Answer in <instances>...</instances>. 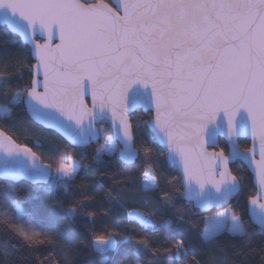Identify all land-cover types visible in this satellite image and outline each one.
I'll use <instances>...</instances> for the list:
<instances>
[{"label":"snow or ice","instance_id":"6c2138e0","mask_svg":"<svg viewBox=\"0 0 264 264\" xmlns=\"http://www.w3.org/2000/svg\"><path fill=\"white\" fill-rule=\"evenodd\" d=\"M112 3L115 8L106 0H0V29L29 46V55L37 61L30 67L24 65L21 56L11 51L17 40L3 41L0 120L11 119L13 109L24 105L35 119L58 129L74 147L85 148L103 138L95 149L94 162L118 154L125 164L133 165L142 158L138 185L132 179L124 182L134 190L125 188L108 197L117 204L128 196L139 199L142 208L129 209L126 216L129 224L139 225L144 232L155 231V217L174 208L167 189L179 186L183 199L201 211L224 208L202 221L199 239L207 251L215 252V243L224 234L246 243L256 235L264 236V0ZM55 39L59 43L53 47ZM22 70L31 72V81L14 85V80L22 78ZM88 96L91 107L85 103ZM137 107L153 113L143 121L148 140L139 145L141 122L134 126L130 120ZM105 131L109 134L104 135ZM221 135L228 139V155L223 150L208 153L205 145H215ZM241 136H251V148H240L236 141ZM34 147L43 145L37 141ZM50 151L53 155L38 154L0 129V179L27 178L35 185H47L43 191L51 193L67 191L82 167L87 174L88 165L66 149L56 145ZM85 155L80 153L82 159ZM161 158L178 175L165 177L158 172ZM235 161L254 166L258 188L257 195L249 197V221L231 206L242 191V177L227 167ZM9 191L7 186L0 191V200H7ZM91 199L84 196L71 206L65 213L66 222L54 219L51 236L37 233L28 211L12 200V222L0 241L3 264H9V256L21 246L32 248L38 236L43 237L38 245L46 241L54 251L67 254L75 238L70 225ZM95 215L87 213L90 221ZM175 216L177 229L170 234L173 241L163 249V256L141 239L130 253H124L123 261L155 264L166 256L165 264H189L185 242L177 236L179 230H188L184 224L191 221L182 208H175ZM253 225L258 231L250 230ZM130 234L128 224L122 230L94 232L88 245L95 257L92 264H117L110 254L118 250V238ZM149 252L153 259L145 261ZM255 254L264 264V247ZM65 260L71 264L67 256ZM210 261L223 264L215 255ZM53 264L62 262L53 260ZM194 264L200 262L194 259Z\"/></svg>","mask_w":264,"mask_h":264},{"label":"trees","instance_id":"16d2710c","mask_svg":"<svg viewBox=\"0 0 264 264\" xmlns=\"http://www.w3.org/2000/svg\"><path fill=\"white\" fill-rule=\"evenodd\" d=\"M10 38L17 40L15 47L11 51L21 56L24 65L29 67L33 65L27 47L21 44L16 37H10V35L5 34L3 29H0V47L3 46L4 40ZM30 81L31 72L29 70H22V78H17V80L13 81V84L19 83L23 86ZM2 102V98H0V103ZM130 120L134 126L138 120L141 122L137 134V144L139 145L142 140L146 143L149 133L144 127L143 121L150 120V114L135 111L130 115ZM99 127L100 124L98 125ZM104 127L108 129L107 124ZM25 128L29 129L27 133L24 131ZM0 129H3L7 135L12 136L17 143H24L29 147H33V150L37 151L38 154L43 153L44 156L53 155L50 149L52 146L58 145L61 149H66L75 159L81 160L82 165H88L87 174H85V170L82 167L80 173L67 191L57 190L46 193L43 191V188L47 185L31 186L24 182L12 184L0 181V191L6 186L10 188L8 199L0 200V241L6 238L4 232L7 230L8 224L12 222L11 217L14 215L13 206L11 205L12 200L19 201L28 211L32 227L37 233L51 236L55 234L53 227L54 219L65 220L66 222L65 213L71 206L77 204L78 201H82L84 196L92 198L91 201L85 202L86 207L83 209V212L78 214L70 225L75 238L72 240L67 254L61 252L59 249L54 251L52 246L48 245L46 241L43 245H38L37 241L43 238L42 236H38L37 240L33 242L34 246L32 248L21 246L19 251L10 255L8 258L9 264H43L45 261H47V264H53V260L67 264L65 256H67V261H70L71 264H92L95 257L88 247L92 234L94 232L98 234L111 228L122 230L125 224H128L131 234L118 238V250L110 254L113 261H116L117 264H129L128 261H123V255L126 251L130 253L137 246L136 241L141 239H146L151 247L158 250L163 256V249L169 247L173 241V237L170 234L174 229H177L175 208L184 209L185 215L188 216L191 224L197 225L195 228H192L190 223H185L184 228L188 230H179V235L177 236V238H182L185 242L188 250L187 260L189 264H194V259L198 260L200 264H212L210 257L213 255L217 259H222L223 264H261V256L255 253L264 247V236L262 235H256L250 243H246L224 234L216 241L215 252L207 251L206 246L199 239V231L203 228V219L215 214V212L202 215L193 210L190 204H186L182 200L180 194L182 189L179 186L167 189L172 195L174 208L170 207L163 215L158 214L155 217L153 221L155 231L149 230L144 232L140 230L139 225L129 224L126 212L132 208H142L140 200H134L131 196H128L119 204L116 202L110 203L108 193H111L113 197L117 196L120 191L127 188V184L124 182L128 179L136 181L138 185L140 172L144 167L142 158L130 166L122 165L116 155L111 157L105 156L102 158V161L94 162L95 149L103 142V138L99 139L95 145H91L85 149H73L57 135L44 131L31 122L23 110V105H19L13 109L11 119L0 120ZM108 134L109 132L105 131L104 135ZM37 141L43 145L42 148L37 149L34 147ZM237 144L241 149L248 148V142L245 140H239ZM217 149L220 152L223 150V154L226 153V145L223 141L218 140ZM80 153H85V158L82 159ZM162 161L163 158H161V162L158 164V172L163 173L165 177L178 175L177 171L168 168ZM44 163H48V160L44 159ZM229 170L233 175L242 177V191L231 201V206L237 209L245 221H249L246 214V204L249 201V197L255 194L251 178L239 163L230 166ZM127 190L128 192H132L134 189L127 188ZM156 198L159 200V194H157ZM88 212L96 214L94 220H89L87 216ZM106 212L108 213L107 215H105ZM5 213H7V217L4 216ZM133 228H135V231H131ZM250 230L258 231L254 226ZM221 250H223L222 256ZM50 253L52 255L51 259H49ZM237 253H240V255L237 256ZM143 259L145 261L153 259L152 253L149 252ZM166 259V256L163 259H156L155 264H165ZM0 264H3L2 258H0Z\"/></svg>","mask_w":264,"mask_h":264},{"label":"water","instance_id":"95a60500","mask_svg":"<svg viewBox=\"0 0 264 264\" xmlns=\"http://www.w3.org/2000/svg\"><path fill=\"white\" fill-rule=\"evenodd\" d=\"M106 2H107V3H110L111 6H112L113 8L116 7V5H115L114 3H112V0H106ZM16 38L19 40L18 37H16ZM45 39H46V37H45ZM19 42H20V41H19ZM39 42L43 43L44 41H43V40H40ZM20 43L23 44L24 46H26L27 49H28V51H29V46H27L26 44H24V43H22V42H20ZM58 43H59V40H58V39H55V40L53 41V47H55V45L58 44ZM29 56H30V55H29ZM30 59H31V61H32L33 64H35V63L37 62V61H36L33 57H31V56H30ZM31 79H32V75H31ZM41 79H42V77H41ZM39 90H40V91H43L42 88H40ZM85 103H86L89 107H91V103H92V101H91V96H88V97L86 98ZM23 110H24L26 116L28 117V119H29L31 122H33L35 125H37L38 127H40L42 130H44V131H49V132H52L53 134L57 135L61 140H63V141L69 146V147H71V148H73V149H78V150L85 149V148H87V147H89V146H91V145H95V144L99 141V140H98V141H95V142H93V143H90V144H89L87 147H85V148L74 147V146L72 145V143H71V142H70V141H69V140H68V139H67V138H66V137H65V136H64V135L58 130V129H55V128L51 127L47 122H42V121H40V120L35 119V118L32 116V114H31L30 112L27 111V109H26V107H25L24 105H23ZM53 111H54V110H53ZM135 111H141L143 114L149 113V114H150V119L152 118V115H153V113H152L151 111H147V110L144 109L143 107H137L135 110L132 111L131 114H133ZM131 114H130V115H131ZM57 115H58V113H57ZM106 124H107V123H106ZM98 125H99V124H97L96 127H98ZM107 127H109L108 124H107ZM147 131H148V129H147ZM218 140L223 141L224 144L226 145V153H225L224 155L227 156V155H228V152H229V144H228V139H227V137L221 135V136H218V137H217V142H218ZM239 140H245V141H247V142H248V148H251L252 145H253V141H252L251 136H241V137H239V138L237 139L236 142H238ZM205 149H206V151H207L208 153H217V154L220 153V151H218V149H217V143H216L215 145H208V144H206V145H205ZM116 157H117L118 161H119L122 165H124V166H130V165L125 164V163L119 158L118 154L116 155ZM255 159H257V160L259 159V154H258V152H257V155H256ZM235 163H239V164H240V165L246 170V172L249 174V176H250V178H251V184H252V187L254 188V191H255L254 196H256V195H257V188H258V185H257L256 177H255V174H254V171H253L254 166H253V168H250L246 162L235 161V162H230V163L227 165L228 169L230 168V166L234 165ZM229 171H230V170H229ZM217 177H219V172H217ZM0 181H3V182H9V183H12V184H16V183H19V182H24V183H27V184H29V185H31V186H45V185H35V184H33L31 181H29L27 178H23V177L18 178V179H16V180H12V181L4 180V179H0ZM261 196H264V191L261 192ZM234 198H235V197H234ZM234 198H233V199H234ZM233 199H232V200H233ZM182 200H183L186 204H190L188 201L184 200L183 197H182ZM232 200H231V201H232ZM262 202H264V201H262ZM248 204H249V201H248L247 204H246V214H247V218H248V220H249V215H248ZM190 205H191V207H192L193 210L199 212V213L202 214V215H207V214H209V213H211V212H217V211H220V210H223V209H224V208H216V207H212V208H210V209L207 210V211H201L199 208H197V207L194 205V203H193V204H190ZM225 207H228V206L226 205ZM253 226H254V225H253ZM254 227H255V226H254ZM255 228H256V227H255Z\"/></svg>","mask_w":264,"mask_h":264},{"label":"rangeland","instance_id":"374dc122","mask_svg":"<svg viewBox=\"0 0 264 264\" xmlns=\"http://www.w3.org/2000/svg\"><path fill=\"white\" fill-rule=\"evenodd\" d=\"M103 142H104V141H103ZM103 142H102L101 144H103ZM101 144H100V145H101ZM223 210H224V209H223ZM223 210H220V211H223ZM217 212H218V211H217ZM215 213H216V212H215ZM211 216H212V215H211ZM209 217H210V216H209Z\"/></svg>","mask_w":264,"mask_h":264}]
</instances>
